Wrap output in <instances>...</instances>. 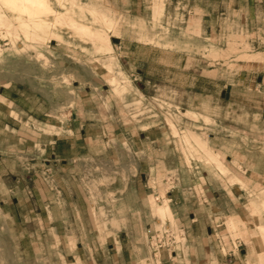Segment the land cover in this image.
<instances>
[{"label": "rangeland", "instance_id": "obj_1", "mask_svg": "<svg viewBox=\"0 0 264 264\" xmlns=\"http://www.w3.org/2000/svg\"><path fill=\"white\" fill-rule=\"evenodd\" d=\"M45 1L43 28L0 0V264H134L116 254L121 234L138 264H190L187 233L161 210L217 174L239 184V207L208 209L224 253L208 263L264 264L262 1L152 0L141 15L116 0ZM79 136L93 142L69 171L52 151ZM138 167L142 206L117 205L109 174Z\"/></svg>", "mask_w": 264, "mask_h": 264}, {"label": "crops", "instance_id": "obj_2", "mask_svg": "<svg viewBox=\"0 0 264 264\" xmlns=\"http://www.w3.org/2000/svg\"><path fill=\"white\" fill-rule=\"evenodd\" d=\"M225 1V0H222ZM229 2H238L239 4L242 3L244 0H226ZM255 1V0H251ZM264 7V0H261ZM117 7L120 11H124L129 15H141L145 12V9L150 10L152 7V0H116ZM66 126H71L70 123ZM69 138V139H68ZM66 138V143L71 146V144H75L77 141V137L74 139L71 137ZM58 140L60 142L59 137H56V139L50 141L48 144H55ZM80 144L75 146L76 148H68L66 150V156L65 155H57L52 151V154L54 156H58L59 159L66 160V170H71L70 168V161L76 160L75 156H77V159L85 158L86 153V143L88 141L90 143L93 142V139L91 137H82L79 136ZM95 143L102 146L103 145V138L99 137V139H95ZM85 145V146H84ZM54 148V146H52ZM76 149V150H75ZM78 149V150H77ZM74 150V151H73ZM102 153V150H100ZM98 152V151H97ZM96 154V152H95ZM147 160L150 159H156L155 157L146 156ZM6 162V157L0 156V164L1 162ZM76 167V164L74 165ZM3 167V166H2ZM141 169L139 167L135 171H127L125 175L121 173L118 169L117 171H113L109 174V176L112 178L109 185H107L106 191L112 194V197L114 198V202H116L117 205H123L124 200L128 201L127 199L131 198L130 196H134L131 203L126 205L127 207H139L142 206L143 200L140 198L141 188L139 185V179L138 176L141 177L142 175ZM180 172H182V169H180ZM7 174L6 167L2 168L0 167V180L2 179V175ZM215 174V172H214ZM218 175V181H215L214 183H204V184H186V185H180V190L182 192L190 190L192 193H195L197 197L195 199H175L174 204L172 206V212L178 223L183 227L185 232L188 235L189 238V257H190V264H209L211 262V258L213 254L216 252V255H222L224 254L222 251V248H220V244L213 243V237H211L212 234H209L208 227H209V210L210 208L219 211L220 213L225 214V212H230L232 209H236L239 207L237 205V201H233L231 199V194L235 195L237 192H240V189H237L238 183H229L225 178ZM215 175V176H217ZM182 179L183 173H181ZM210 176V175H209ZM4 179V178H3ZM5 180V179H4ZM5 182V181H4ZM3 191L7 192V186L5 183L3 184ZM184 186V187H183ZM144 187L146 185L144 184ZM145 188L143 190L145 191ZM240 188V187H239ZM138 191V198L135 196V194ZM206 193V194H204ZM210 193V195H209ZM148 196V193L145 194V197ZM140 212V211H135ZM150 225L149 228H151L152 223H149L150 221H147ZM123 234H121L122 236ZM119 238V251L117 250V255H124L125 253L130 252L134 256V264H138V260H140L141 255L137 250V243L133 242L131 244V247H128L130 249H127V247H123L124 239ZM129 236V235H128ZM254 237V238H253ZM129 240V239H126ZM246 240L253 241L256 246H259L260 238L257 236H249L246 237ZM135 241V240H134ZM210 242V243H209ZM249 244V243H248ZM133 246V247H132ZM262 247V246H261ZM259 251L256 252V254L264 253V247H262L261 251L260 248H258ZM222 252V253H220ZM261 252V253H260ZM97 254V253H96ZM97 256V255H96ZM176 253L172 255V258H175ZM196 257V259H194ZM202 257H206V260H201ZM161 259V258H160ZM173 259H170L168 261V264H176V261H171ZM210 262L208 263V261ZM242 260L244 259H238V264H241ZM167 262V261H166ZM159 264H165L160 261ZM244 264V263H243Z\"/></svg>", "mask_w": 264, "mask_h": 264}, {"label": "bare ground", "instance_id": "obj_3", "mask_svg": "<svg viewBox=\"0 0 264 264\" xmlns=\"http://www.w3.org/2000/svg\"><path fill=\"white\" fill-rule=\"evenodd\" d=\"M16 1L17 2H22L24 4L23 6H24L25 11L28 14H30V16L32 17V19H31L32 20L31 21L32 24L33 23L34 24H38L39 26H41L43 28H46V27L49 26V23L44 18L40 17L41 16L40 14H42V12H43V8H46L49 11L50 14L53 12V10L50 7H48V5H47L45 0H16ZM154 1H155V6L156 5L157 6H161V1L160 0H154ZM73 22L76 23L75 20H73ZM171 212H172L171 207L168 204L166 205L165 209L161 210L162 214L163 213H171Z\"/></svg>", "mask_w": 264, "mask_h": 264}]
</instances>
